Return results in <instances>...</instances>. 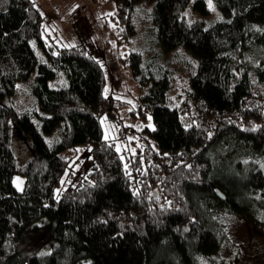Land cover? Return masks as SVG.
Returning <instances> with one entry per match:
<instances>
[{"label": "trees", "instance_id": "1", "mask_svg": "<svg viewBox=\"0 0 264 264\" xmlns=\"http://www.w3.org/2000/svg\"><path fill=\"white\" fill-rule=\"evenodd\" d=\"M112 1L154 122L127 167L103 140L100 61L46 41L34 0H0V264H212L230 242L225 214L262 216L264 0ZM208 2L221 21L206 19ZM170 54L196 63L179 94ZM24 83L33 102L21 105ZM80 145L92 171L58 196Z\"/></svg>", "mask_w": 264, "mask_h": 264}, {"label": "rangeland", "instance_id": "2", "mask_svg": "<svg viewBox=\"0 0 264 264\" xmlns=\"http://www.w3.org/2000/svg\"><path fill=\"white\" fill-rule=\"evenodd\" d=\"M34 1L45 16L43 37L46 41L52 40L59 47L81 46L103 65L106 76L104 96L112 103L107 114L100 118L103 140L114 144L127 167L129 159H134L144 149L147 131L154 130V122L151 115L143 119L139 112L145 88L135 80L129 63L124 62L135 45L133 41L120 43L121 28L112 18L117 10L116 3L112 0ZM207 7L210 11V16L206 18L208 21L222 20L212 2H208ZM194 14V18L205 19L200 14ZM33 49L39 62L43 63L41 50L36 46ZM168 60L173 61L180 75L177 87L179 94L180 88L186 86L187 77L194 71L196 63L186 55L178 59L170 54ZM27 84L24 83L18 95L17 102L21 105L33 102ZM65 84V79L57 77L49 82V87L58 89ZM65 154L70 159V165L56 190L58 196L64 189L77 186L86 179L93 168L90 145L76 146ZM21 156L20 161L25 159ZM13 185L18 191H23L25 178L15 175ZM157 192L158 189L153 194ZM261 215L252 219L247 215L241 217L225 214L223 221L230 242L210 259L212 264H264V203Z\"/></svg>", "mask_w": 264, "mask_h": 264}, {"label": "water", "instance_id": "3", "mask_svg": "<svg viewBox=\"0 0 264 264\" xmlns=\"http://www.w3.org/2000/svg\"><path fill=\"white\" fill-rule=\"evenodd\" d=\"M217 192L223 199H225V196L220 191H217Z\"/></svg>", "mask_w": 264, "mask_h": 264}, {"label": "snow or ice", "instance_id": "4", "mask_svg": "<svg viewBox=\"0 0 264 264\" xmlns=\"http://www.w3.org/2000/svg\"><path fill=\"white\" fill-rule=\"evenodd\" d=\"M210 6H211V4H210ZM118 151H119V149H117ZM22 183V182H21Z\"/></svg>", "mask_w": 264, "mask_h": 264}]
</instances>
